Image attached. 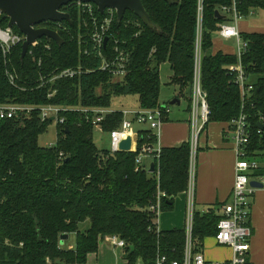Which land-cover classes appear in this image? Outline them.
I'll return each mask as SVG.
<instances>
[{
  "label": "trees",
  "instance_id": "trees-1",
  "mask_svg": "<svg viewBox=\"0 0 264 264\" xmlns=\"http://www.w3.org/2000/svg\"><path fill=\"white\" fill-rule=\"evenodd\" d=\"M141 4L154 28L145 27L131 12L121 21L116 17L111 25L112 35L119 41L126 39L131 52L121 80L98 71L99 62L80 53L76 30L84 16H79L74 6L65 7L70 23L61 22L63 29L40 25L57 31L60 45L41 38L23 60L21 44L5 56L0 50V104L107 109L115 97L135 96L139 108L154 109L160 105L159 67L163 64H168L171 72L169 85L188 97L196 0H141ZM228 5L230 0L203 1L201 86L210 111L208 123H225L229 128L242 105L236 74L231 70L238 60L235 54L210 52L218 25L225 20L216 19L214 14ZM237 9L244 19L264 14V0H238ZM7 24V18L0 14V29ZM12 31L21 35L15 27ZM240 37L246 50L239 64L253 86L242 109L250 135L246 159L259 165L253 176L264 175V163L256 161L264 159V34ZM77 67L89 72L40 87V75ZM6 72L16 76V86L9 84ZM54 90L55 95L48 98ZM189 106L188 97V110ZM61 117L64 123L56 126L51 148L38 145L39 136L51 122H42L37 110L0 121V264H86L88 255L95 254L107 236H116L126 244L124 260L129 264H153L157 247L166 250L171 259H179L184 228L157 234L147 207L154 202L158 186L166 194L163 212L173 210L175 198L187 186L189 143L161 149L159 158L154 159L159 173L156 180V172L142 167L136 170L135 153L99 150L92 139L93 128L83 114L67 111ZM120 122L119 111L107 115L102 132L109 134ZM145 133L139 148L149 144ZM218 221L213 212H195L192 236L196 251L215 234ZM80 225L85 228L81 230ZM62 235L74 237L71 249L61 245ZM171 250L175 254H170Z\"/></svg>",
  "mask_w": 264,
  "mask_h": 264
},
{
  "label": "built area",
  "instance_id": "built-area-1",
  "mask_svg": "<svg viewBox=\"0 0 264 264\" xmlns=\"http://www.w3.org/2000/svg\"><path fill=\"white\" fill-rule=\"evenodd\" d=\"M203 1L196 0V33L194 41V57H193V74L192 83L189 94V114H190V137H189V163L187 170V186L184 191L185 196V216H184V246L183 252L179 259H171L166 250L157 247L153 264H252L249 259V240L251 239L252 231L249 226L250 207L254 193L259 190L250 186V182H255L264 189V175H255L259 165L254 161L246 159V149L249 144L250 135L246 117L242 112L243 104L246 97L253 91V86L248 83L244 72L239 64L242 54L246 50V43L241 39L237 28V23L244 19L237 9L238 0H230V5L220 7L217 12L224 17L223 23L218 25V37L222 39L235 40V56L238 64L231 68L236 74L235 82L240 90L242 99L241 112L239 116L233 119L228 128V134L234 146V154L236 158L234 167V183L231 190L229 201L217 205L212 210H206L202 213L213 212L219 218L216 225V232L211 237L216 247L223 248L229 251L230 255L225 260L209 261L201 248L196 251V244L193 240V218L195 212V184H196V154L198 151V140L204 132L209 118V107L207 104L206 93L201 86V41H202V20H203ZM74 6L77 14L84 16L82 24L76 30L77 44L80 48V53L87 58L97 60L100 72H106L113 80H121L127 73L131 52L129 51L126 39L119 41L111 33V25L116 18V13L112 9L104 10L103 14L97 11L93 4H83L72 2L65 7ZM63 7V8H65ZM61 9L60 12L67 14L66 9ZM45 25H54L57 30L63 29L61 22H46ZM43 25V24H42ZM137 25V24H136ZM47 28V27H41ZM50 29V28H47ZM52 30V29H50ZM55 31V30H53ZM57 33V31H55ZM139 32L133 35L136 38ZM107 38V43L104 46V40ZM24 41L23 35L15 34L12 29H0V50L5 56L9 51ZM38 40L29 47L36 48ZM46 50H50L46 46ZM83 70L80 67L68 68L59 71H53L46 76L40 75V87L52 85L57 81L71 80L81 75ZM6 78L10 85L16 86V76L10 72H6ZM56 90L51 91L47 97L51 98L55 95ZM32 110H37L42 122L52 119L51 123L55 126L62 125L64 118L61 114L71 111L77 114H83L86 123H89L93 129L102 132V123L107 115L115 111H107L103 108H76L65 106L46 105L39 108H30L26 106L0 104V121L15 119L21 114H28ZM121 122L119 126L110 131L109 142L110 154L119 152L118 145L121 141L130 137L131 147L130 152L136 154L135 164L136 170L142 167L143 170L149 172L150 164H154V159L157 160L161 153L160 147V130L161 126L166 122L170 115V107L160 104L154 109H137L134 111H119ZM133 126L144 127L134 130ZM142 133L146 132L144 137L149 144L139 146V141L142 139ZM53 145L48 146L49 148ZM150 160V163H148ZM156 180H158V170L156 171ZM153 172V173H154ZM150 173V172H149ZM158 183V181H157ZM166 199V194L159 190L154 197V202L147 207V211L153 216V225L158 229V217L163 212L162 203ZM112 248L123 250L126 244L116 236H107L104 238ZM71 249V248H69ZM170 254H175V250L169 251ZM143 264L141 261H137ZM136 262V263H137ZM135 263V264H136ZM124 264H129L125 260Z\"/></svg>",
  "mask_w": 264,
  "mask_h": 264
},
{
  "label": "crops",
  "instance_id": "crops-1",
  "mask_svg": "<svg viewBox=\"0 0 264 264\" xmlns=\"http://www.w3.org/2000/svg\"><path fill=\"white\" fill-rule=\"evenodd\" d=\"M247 20L248 19H243L237 23L240 34H264V25L262 28L250 26ZM234 47V39H222L218 37L216 33L212 38L210 52L212 55L218 52L223 54H234ZM170 77L171 72L168 77V84L170 82ZM173 90L174 94L169 102H160V104L170 107V115L161 126L160 130L161 148L178 147L183 143L189 142V96L183 97L179 95L177 87ZM173 100H178L179 103L170 105V102ZM183 101L186 102L185 106L182 105ZM172 106L173 108H171ZM235 162L234 146L228 134V126L225 123H208L204 132L199 137L198 151L196 154V184L194 196L195 210L197 207V212L202 213L206 210H212L217 205L229 201L234 183ZM261 166L264 165L262 164ZM174 204L172 213L167 214L168 216L164 218L161 229L158 224V229L160 231L183 229L185 222L184 193L179 194L175 198ZM249 226L252 231L251 239L249 240V259L252 264H264V189L257 190L252 197ZM70 237L68 236L66 241L61 242V245H67V248H72L74 237L72 238V243L67 244ZM206 241L212 242V246L215 245L213 239L210 237L204 240L203 248L205 247ZM217 248L218 247L214 246L213 250L215 251ZM210 250H212V248ZM115 252L116 251H114L110 244L103 239L98 245L97 252L88 255L86 264H124V251L121 250L119 255ZM204 254L207 258L208 251L204 250ZM229 255V251L224 249L218 253L217 258L214 257L213 259L212 255L210 259L221 261L228 258Z\"/></svg>",
  "mask_w": 264,
  "mask_h": 264
},
{
  "label": "water",
  "instance_id": "water-1",
  "mask_svg": "<svg viewBox=\"0 0 264 264\" xmlns=\"http://www.w3.org/2000/svg\"><path fill=\"white\" fill-rule=\"evenodd\" d=\"M163 1L167 3L171 2V0ZM72 2L93 4L100 14H103L106 9H112L115 11L118 21L122 20L126 12H131L145 27L154 28L141 4V0H0V14L7 18V28L12 29L15 27L24 36V41L21 44V60L25 58L29 47L41 38L52 40L57 45L62 43L61 38L55 31L41 28L40 25L46 22L70 23L69 15L60 12V10ZM214 15L218 20L224 19L217 11ZM106 43L107 38L104 40V46ZM175 103L178 104L179 101L173 100L170 102V105H174ZM51 121L53 120L51 119ZM130 147V137L121 141L118 145L119 152H130ZM142 167H144V164ZM149 172H154V164H150ZM250 186L261 189V186L255 182H250ZM67 238V235H62L60 241H66Z\"/></svg>",
  "mask_w": 264,
  "mask_h": 264
},
{
  "label": "rangeland",
  "instance_id": "rangeland-1",
  "mask_svg": "<svg viewBox=\"0 0 264 264\" xmlns=\"http://www.w3.org/2000/svg\"><path fill=\"white\" fill-rule=\"evenodd\" d=\"M247 19H248L247 23L250 26L262 28V26L264 25V15L262 13H256L255 15H251ZM235 48L236 47H234V49ZM169 75H170V69H169L168 64L161 65L159 67V77H160L159 102H166L167 103L173 97V94H174L173 89L175 88V86L168 84ZM182 105L185 106L186 102L183 101ZM171 108H173V106ZM137 109H139V107H138V104L136 101V97L135 96H126V97H115V98H113L111 100V104H110L109 108H107V111H134ZM139 128L144 129V127L133 126L134 130L139 129ZM56 136H57V130H56L55 123L53 122V123H50L48 125L45 133H43L42 135L39 136L38 145L41 147H48L50 145H53L55 143ZM92 139H93L94 144L97 146V148L99 150H109L110 142H109L108 133L100 132L98 130L93 129ZM256 161L259 162L260 164L264 163V159H261L259 157L256 159ZM148 163H150V160H148ZM196 211H197V207H196ZM170 213H172V211H165L159 215L158 224H159L160 229H161V224H163L164 218H166L168 216L167 214H170ZM81 226L82 225H80L79 228L81 230H83L85 227L84 226L81 227ZM72 238H73V236H71L69 238V242H67V244L72 243L71 242ZM211 246H212V242L206 241L205 247L203 249L208 251V257H209V258L207 257L208 260L209 261H215L217 259L212 260V259H210V258H212L211 256L213 255V259H214V257L217 258L218 253L224 249L223 248H217V250L214 251L213 247L215 245H213L212 247ZM65 248H67V245H65ZM211 248H212V250H210ZM113 249H114V251H116L115 252L116 254H118V255L120 254L119 253L121 251L120 249H118V248H113ZM136 264H140V263L137 262Z\"/></svg>",
  "mask_w": 264,
  "mask_h": 264
}]
</instances>
